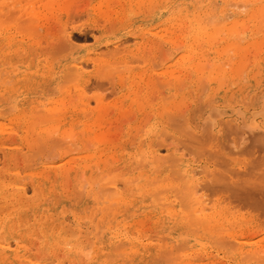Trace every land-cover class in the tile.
<instances>
[{
    "label": "rangeland",
    "instance_id": "rangeland-1",
    "mask_svg": "<svg viewBox=\"0 0 264 264\" xmlns=\"http://www.w3.org/2000/svg\"><path fill=\"white\" fill-rule=\"evenodd\" d=\"M69 1H70V3H69ZM130 1H131V2H129L130 7H128L125 4L124 0H114V1L113 0H47V2H46V0H0V7L4 6V8H1V9H4L3 11L1 10V16L3 18H4V16H5V18L7 16L4 14L5 12H6V14H7V12L8 13L11 12V16L9 15L7 17H10V19H11V17L13 15H14V17L16 15L15 18L19 17V19H22L21 21L26 22L33 15L39 14V17H36L37 15H35V18H37V19H33V21L35 20L36 22L35 21L32 22V25H34V27H35V28L33 27L35 29V35L31 36L32 38L29 37V35H28L29 32L27 33L28 36L26 35L25 32H21V29L24 30V28H22V27L24 26L23 23L25 24V22L20 21L22 27H21V29L18 28L19 26H21V25H18V23H19L18 18H17L18 20L17 19L14 20L15 18L12 17L14 19H12L11 21L8 20L9 18L7 19L8 21H4V20H6L4 18L2 25H1L3 35H8V34L13 35L14 34L13 37L15 38V40L19 41L21 44H23L25 46H29L30 55L32 57V63L31 64L33 65V67L39 66L40 70L42 67V70H41L42 75H43L42 78H43V80H45V78H47V80L41 86H35V88H33L32 93H31L32 99L38 100V102H39V106H38L39 108L37 107V110H39V111L40 110L41 111L46 110L47 106L50 104V102L52 100L55 101L56 99L60 98V96H62L64 93L66 95V98H68V99L70 97L74 96L73 101L70 102V100H67L70 102V104L69 103L66 104L67 108H70L72 105H75L78 109L81 108L78 105V103H79L78 98H75V91H74L75 87L73 86L72 83H74V82L76 83L77 79H78V78H76L77 72L75 69L76 66L78 65L77 63H79V64L83 63L84 65L81 68L82 81H83V85L85 86V87L83 86V88H84L83 90H85V92L83 91L84 92L83 98L86 102L89 101L88 104L90 105V106L88 105V110L86 111V115L87 114H91V115L84 116L85 114L82 112L78 118L79 122H84V123L88 122L90 125H92L91 130L93 132L95 131L94 133L97 134L100 132L99 136H101L102 130L106 131V133H107V130L112 129V131H113V129H117V127H119L118 125L121 126V127H119L121 131L119 129L114 130L115 132L119 131V133L118 132H116V133H118L121 136V138H119L120 136L118 134L113 135L111 133L114 137L116 135L118 136L117 139L115 138V141L113 142V144H115L116 146L113 144H108V142L111 143L112 139L114 140L112 135H111L112 137H110V135L102 133L103 138L108 137V136L110 137V138H105V141H106V139L108 141L105 142L104 144H102L103 142L102 143L97 142V141H102V139H103L102 137H101L102 139L97 140L100 137L98 136V138H97L95 135H93L91 133L94 137H92L90 135L91 136V138H90L87 134L86 129H84L83 124H76L75 125L74 133L75 132L76 133L74 134V139H77V141L75 140L76 141L75 142L73 140V142H75V144H74L75 147L78 146L77 152L75 150V153H74V151L73 152L71 151V153L69 151H66L67 149L70 150V148H71V150H72V148H74L73 143H72V145L68 144L69 148H67V146H66V147H64L66 149H64V148L62 149V146H61L62 143L60 144V147H59V146H54L55 143L53 144L50 142L49 139H51L52 137H50L49 139L47 138L48 140L45 139L46 141L39 140V142H38V140H36L35 134L31 133L30 131H29L30 133H27L28 135L26 134L27 129L24 128L25 123L22 122L21 120L19 121V119H16V118H18L17 115L23 113L24 111L25 112L28 111L27 106L29 104L24 103V99L21 96L22 95L21 93L19 95H16V96L12 94L13 88L16 84L15 80H16L17 76L8 66H6L5 64L2 63L3 59H2V56L0 54V123H1L0 124V172H1L0 173V183H1L0 237L5 238V239H0V250L3 249V247L5 246V243H9V252L13 253V258L12 259L9 258V260H8L9 262L7 260H4V258H0V264H26V263L27 264H36V263H39V264H68L69 262H70L69 264H73V261L76 262L74 264H83V263L85 264V261L87 260V258L85 257L86 253L84 254L83 251H84V248L86 247V245L88 247V244H90L91 241L93 242L96 240L98 243H102V241L104 240V234L106 233V231H105L104 227H101L102 226L101 220L103 217V212H98V211H100L103 208L104 204L106 203V202H104L105 201L104 197H106V194L102 190V188L104 187V184L108 180V178L107 179L105 178V174L108 175V173H109L111 175L114 168H115V170L116 169L117 170L116 171L114 170L112 175L113 174L114 175H120V174H127L128 173L126 175L127 176L126 178L129 177L132 180H136L135 184L137 182L138 183L141 182V181H138L139 175L145 174L147 176V179L143 180V182H141V185H148V189L150 188V190H152V192H147V195H146L147 199L143 203V207H140L138 210H135V215L133 217H135L137 219H144L145 212L155 211L157 208H159L161 206L160 205L161 203H159V200H160V198H162V193L159 194V192L158 193H156V192L160 191V190L162 192V188H160V186H162L161 184H163L161 182V179L164 176L160 171H158V169H155V166H151L147 163L148 159L145 156V154H142V157H141V154H138L139 152L136 153L135 151L136 150L139 151V148H141L142 149L141 153H144L145 148L149 147L150 143L151 144L155 143L158 145V141H161L162 139H163V141H165L164 144H167L171 150H172V148H174V150L177 149L178 154H182V155L185 154L184 157L189 162L191 168L195 167L194 169H196V167L199 168V167H202L205 165H207V166L210 165V168H211L212 163L210 160H208L209 159L208 154H209V151L211 150L210 153L215 152L217 154L219 152V156H221V154L223 155V154L227 153V155H226L227 158H229V156H230V158L233 157V159H236L238 157L237 163L239 164V166H237L236 168H237V170H239V168H240V170H239L240 172L239 171L238 172L241 174L240 175L241 176L240 179L242 178L241 181H244L246 179L245 180V182H246V181H248V179H251L253 177L252 178L253 180L252 179H251L252 181L250 180L253 183L255 181L254 176H258L257 180L264 178V174H262V173H264V170H260L261 168H264V166H262V165H264V161H262V160H264V118L256 116L257 118L255 119V121H257V122H255V124L257 123L256 127L258 129H254L253 130L254 132H252V131L249 132L244 128V125H246V122H248L249 118H252L251 117L252 115L254 117V112H257V110L260 106V102L262 100V97H264V96H262V95H264V42H262V41H264V21H261V19L258 18V16H256L257 19L255 18V20H253V21L248 20L247 22H245V27H244V25H239V26L237 25L238 26V36H239V33H241L240 34L241 37L239 36L242 39L241 40V46H243L244 44H246L249 41L252 42L251 40H253V42L251 43L250 46H248L249 43L246 44L248 46V48L250 47L248 51L246 50V52L245 51L240 52V54L243 53V54H241V57H240V59H242L240 64L243 65L244 61L246 64L244 65V68L240 67V69L237 71V74L239 73L238 75H236L237 78L235 77L233 80H229V77H227V76L224 77L223 75H221L220 79L218 78V75L216 76V78H218V80L223 82V84L226 82L225 83L226 86L221 84V88L220 89L218 88V90H217V88H215L216 82L214 85L210 84L209 82H206V81H209L210 78H212V77L208 76L209 75L208 72H211V73L213 72L212 68H211L212 70L210 69V71H209L207 64L209 67L213 66L212 64L215 61L221 62L223 60V58H219L216 60H215V58L213 59L212 56L214 54L209 52L211 50V48L208 47L209 44H207V43L205 44V41L202 38H201L202 39L201 42L203 41V43L198 42L199 40H197V42H196L195 40H193V38H192V40H193V42H192L191 37H194V35H193V32L190 28V23L188 24L189 21L185 20L187 18L185 17V14H183L184 12L180 13V11L178 12L177 9L178 8L179 9H186V14L190 13L189 15H191L192 12H193V14H196V12H197L198 14H196V15H199L198 19H201V17H202V21L199 20L200 21V28H201V27H204L203 25H208L209 15L206 16V18H208V19L205 20L206 18L204 16V14L208 13V10H210V9L212 11L210 10L209 12H213L214 14H219L218 13L220 11L219 9H222V7H223L222 10L223 11L225 10V12L227 11L228 13L227 12L226 13L229 14L228 16L230 17V15L232 14V12L234 10L232 9L233 10L232 11L230 9L231 6L229 7V5H231V4L226 3L228 0H226V1H223V0H160V1L159 0H152V1H150L151 3L149 2V0H147V1L141 0V2H142L141 5L144 4L142 7H141V5L136 4L137 0H130ZM134 1H135V3H134ZM139 2H140V0H139ZM211 2L212 3L214 2L217 6L214 8L215 4L214 3L212 4ZM228 2H230V1H228ZM18 3H19V5H18ZM64 3H66V4H64ZM208 3H210V4H208ZM222 3H223V5H222ZM225 3H226V5L228 4L226 6V8L224 5ZM149 4L150 5L152 4V5L150 6ZM10 5H12V6H10ZM105 5H106V7H105ZM136 5H139V6H137V7H139L138 8L139 10L136 9L137 8V7H135ZM196 5H199V6H196ZM220 5H222L221 8L219 7ZM6 7H7V9H6ZM204 7H206V8L204 9ZM23 8H24V10L21 11V9H23ZM212 8H214L215 12L213 11ZM227 8L230 10H228ZM232 8H233V6H232ZM235 8L236 7H234V9ZM249 8L250 7H248L246 10L245 9L242 10L241 8L240 9L245 13L246 11H249ZM60 9H62V10H60ZM193 9L195 10V12L193 11ZM240 9L236 8L238 13H242ZM18 10H20L21 12L20 11L18 12ZM204 10L206 13L204 12ZM23 11L26 12V14H27L26 16H24L25 12H23ZM108 11H110V12H108ZM12 12H13V14H12ZM199 12L200 13L202 12L204 14L202 15ZM237 12L235 11L233 13H237ZM104 14H106V15H104ZM177 14H179V16L183 15L181 17L185 21L181 17H179ZM174 16L175 17L178 16L179 21ZM218 18L221 19V16L218 15L217 19ZM231 18L232 17H230V19H229L230 21L227 20V22L229 21L228 24H231V22L233 21V18H235V16L232 19ZM180 19H182V20L180 21ZM173 20H175V21H173ZM14 21H17V25ZM215 21H217V20H215ZM215 21H213V23H215ZM254 21H256V23ZM202 22L205 24H203ZM170 23H171V25H170ZM210 23H209V25H210ZM239 24H241V23H239ZM3 25H5V27L7 25L8 26L5 28ZM45 26H46V28H45ZM210 26H208V27L205 26L204 28H206V30L208 31L209 29H211L213 27V26L212 27H210ZM3 29L4 30L6 29V30L4 31ZM241 30H243L242 32L244 34L241 32ZM210 31L211 30H209V32ZM11 32L12 33L14 32V33L12 34ZM30 35H31V33H30ZM219 37H221V39L218 40V36H217L216 40L218 41V43H217V41L214 40L213 44L211 45L212 48H219L223 45V43H224L223 39L225 38V35L222 34ZM61 38H64V39H61ZM37 39L40 40V41L38 40L39 42H41V40H42L43 43L39 44L38 41H36ZM51 40H53V41H51ZM30 42H31V44H30ZM187 42L190 43L191 45L189 46ZM195 42L198 43L197 44L198 46L196 45ZM259 42H261V43H259ZM57 43H59L60 46ZM118 43H119V45H118ZM216 44H218V45H216ZM256 45H257V47H260V50L256 47ZM71 46H72V48H71ZM118 46H119V51L115 50V49H118ZM99 48H101V49H99ZM197 49H200V50H197ZM192 50L193 51L197 50L198 53L197 52L192 53ZM58 51H59V53H58ZM116 51H118L119 54ZM54 52L57 55H55ZM230 52H232V51H230ZM230 52L228 53V55L233 56V53L230 54ZM112 53L113 54L115 53V56ZM107 54L111 55V57L107 56ZM183 54H186V55L188 54L189 56L193 55L190 57V59H192V62H188L186 65H184L185 63H183V61H182L183 58L180 59ZM198 54H200V56H203L204 58L203 57H201V58H203L204 60L199 59L200 56H197ZM26 57H27L26 54L20 55V57H18V60L23 61L26 59ZM197 58H198L197 62L199 61L201 63H203V62L207 63V64L203 63L205 68L203 67L204 71L201 72L202 74L200 72H198V70H197L198 74H195V72H194V66L193 65H194ZM94 59H98L99 61H97V60L94 61ZM118 60H120L121 63ZM135 60H138V61L136 62ZM116 61L118 62V65L116 64L117 63ZM170 61H172V62H170ZM223 61H225V59ZM174 62L177 63V65H175ZM211 62H213V63H211ZM172 63L174 64L173 65L174 70L175 71L180 70V72L176 73L173 71V73L171 72L172 74L170 73L171 74L170 76H172V75L176 76V74H178V76H176V77H181L180 79L178 78V80H181L180 82H178V80L176 82L173 81V84H172V80H171L172 77H169V74H168L169 71L166 72V70H165V72L168 75V76L167 75H165V76L169 77V80H167V78L164 75H162V73L164 72V71L162 72V70H164L166 68H167V70H168V68L173 70ZM190 63H193V64L190 66ZM221 63L224 64L225 62H221ZM228 64L230 66V62ZM175 66H178L179 69H178V67H175ZM73 68H74V71H73ZM176 68H177V70H176ZM186 68H188V69H186ZM43 69H47V70L49 69V70L46 72V70H43ZM144 69H145V71H144ZM147 69H149V70H147ZM197 69H198V67H197ZM68 70L70 72H68ZM230 70H231V66L229 68L226 66L225 73H228V71H230ZM186 71H188V73H190V74H188V73L186 74L187 78H185L186 77L185 76ZM257 71H259V72H257ZM156 72H157V74L155 75ZM160 72H162V73H160ZM134 73H135V75H138V73H139L138 78H137V76L135 77ZM211 73H210V75H211ZM73 74H75V75L73 76ZM131 74H132L131 78L133 80L130 78ZM144 74L145 75L151 74L150 76L154 77V78H149L150 76L147 75L148 76L147 77L148 82L152 83L153 85L157 82V80H154L155 78L156 79L159 78L158 82H162V84L163 83H165V84L162 85L160 83L159 86H161V87H159V88H157L158 85H155L156 86L155 87L150 83L148 84V82L146 85V82H145L146 76ZM199 74L201 75V77L198 76ZM66 75L70 76L68 79L69 81L67 80ZM251 75H252V77H251ZM71 76L72 77L76 76L75 80ZM133 76L136 79H134ZM139 76L142 78H140ZM224 78H226L227 81ZM138 79H139V83L138 84L136 83V87H137V89H140V91H141L140 95L136 94V93H139L140 91L137 89L135 90L136 87H135L134 83H132V82H138ZM152 79H153V81H152ZM165 79L167 80L166 82H164ZM204 79H205V81H204ZM73 80H74V82H73ZM130 80H131V82H130ZM149 80H151V81H149ZM34 81L36 82V79ZM167 82L170 84L167 85L166 84ZM232 82H233V85H232ZM75 83H74V85H75ZM129 83H132V84L129 85ZM143 83H145L144 86L140 87L141 85H143ZM149 85H150V87H149ZM145 86L149 87V89L148 88L145 89ZM72 87H74L73 90H72ZM103 87L105 88V90L103 89ZM225 87L226 88L228 87V88L226 89ZM224 89H226V90H224ZM67 90H68V92H70V94L67 92ZM134 90L139 91V92L135 93ZM3 91H5V93H6L5 95L3 94ZM128 91H134V92L133 93L131 92L132 93L131 94ZM134 93L137 95V97H136L137 99L135 97L134 98L132 97L133 102H134L133 103L130 101V100H132V98L130 99L129 97L135 95ZM147 93L149 95H147ZM230 93L232 95L231 98L228 97ZM144 94L146 95L145 98L143 97V96H145ZM166 95H167V97L172 96V99H171V97L167 98ZM159 96H162V97H159ZM252 96H253V98H252ZM138 97L139 98L143 97L142 100L141 99L139 100L140 104L142 103L141 105L143 106L142 111L140 109L138 110L139 107L136 108V105H135V101H138V99H139ZM147 97H151V98L149 99ZM66 98H65V100H66ZM159 98H160V100L161 99H163V101L165 100L164 101V107H166V106L168 107L170 104L172 105V103L173 104L175 103L174 105H176L177 103H180V104L176 105V111H175V107H172L173 105L172 106L170 105L171 106V108L169 106L170 110L172 108H174V110L172 109L171 111L166 112L167 114L165 113L164 117L163 116L160 117L157 115L158 111L157 112L155 111V109L157 107L160 108V106L162 105V102L159 100ZM96 99L100 102V103L97 102L99 104H96V101H97ZM113 99H115V100H113ZM143 99H144V101H143ZM152 99H153V101H150L151 104L148 103V104H150V105H148L147 104L148 100H152ZM169 99H171L172 101H170ZM94 100H95V102H94ZM166 100L169 102V104H168V102H166ZM175 100H176V102H175ZM129 101L131 102V105L129 104L130 103ZM143 102H146V103H143ZM152 102H154V103L152 104ZM159 102L161 103V105ZM170 102H172V103H170ZM243 102H247L248 104L243 103ZM157 103H159V105H157ZM143 104L146 107H144ZM146 104L149 106V108H147L148 106ZM41 105H43V106H41ZM127 105H129V106H127ZM138 106H139V104H138ZM210 106H211V108L214 107L215 110L218 108V114H216L214 111H212L210 109ZM101 108H103V109H101ZM126 108H127V110H126ZM178 109L181 112L178 111ZM208 109H210L213 112V114L215 115V117L212 118L211 113H210L211 117L210 116L209 117L212 119V121H213V119H215L217 117L215 119V121H216L215 123H217V125L213 121V123H214L213 126H210L209 120H211V119L208 117V115H209ZM236 110H238V111L236 112ZM211 111H209V112H211ZM97 113H99V114H97ZM105 113L107 114V116L105 115ZM144 113H146V114H144ZM229 113H231V114L229 115ZM96 114L97 115L101 114V119L104 118L103 120L106 119L107 121L106 120L101 121V119H98L99 116H97ZM102 114H103V117H102ZM130 114H132V115H130ZM224 114H226L227 116ZM219 115H220V118H219ZM221 115L223 116V118ZM93 117H94V119H93ZM174 117H175V120L173 119ZM181 117H183V118L181 119ZM207 117L209 118L207 120V121H209V125H208L209 127L207 126V128L205 129L203 125H207L204 122L206 120L205 118H207ZM38 118H40V117H38ZM202 118L205 120H203ZM96 119H97V121H96ZM244 119H245V121H244ZM39 120L41 121V119H39ZM143 120H144V122H143ZM202 120H203L204 124H203V122H201ZM98 121H99V123H98ZM96 122H97V125L101 124L102 126L103 125H105V126H103V127L100 126L101 127V129H100V127H98L96 125ZM221 122H223V124H221ZM36 123H39V121H37ZM150 124L153 125L155 130L159 129L158 131H161V129H162L163 132L162 131H161L162 133L160 132L161 136L158 139H157L158 135L156 136L155 134H149L147 132ZM181 124L183 125V127ZM45 125H47V124H45ZM136 125H139L137 127V133L141 130L142 134H141V132H139L138 134L135 132L136 130H134L133 127H136ZM201 125L203 128L201 127ZM187 126H188V128H187ZM95 127H96V129H95ZM141 127H143V128H141ZM212 127H213V129H212ZM103 128H105V129H103ZM93 129H95V130H93ZM174 129L176 132L174 131ZM22 130H24V131H22ZM114 131H113V133H115ZM185 131L187 133H185ZM110 132H109V134H110ZM245 132L248 134H246ZM58 133H55L56 135H54V139H56V140H57V137L59 135ZM160 133H159V135H160ZM166 133H168V135H167L168 137H165ZM243 133H245V134H243ZM253 133H255V134H253ZM195 134H197V135H195ZM154 135H155V137H154ZM185 135L187 136V138ZM241 136H243V137H241ZM32 137H34V138H32ZM191 137H193L192 140L190 139ZM93 138H95L96 141ZM160 138H162V139H160ZM58 139H59V137H58ZM64 139H66V138H64ZM89 139H91L92 141L90 142ZM176 139H178L179 141L181 140L182 142L181 141L178 142V140L176 142ZM194 139L201 141L204 144H208L209 141H211L210 142L211 143L210 150L208 147L210 144L208 146H206L207 150H205V152H207L209 150L207 153L204 152L206 155L203 153V154H201L202 156L200 155V157H199V155H195L192 153L193 150L191 149L190 145H193ZM232 139H234V140H232ZM69 140L70 139L68 138V142H66V143H69ZM35 141L38 143H35ZM40 141H41V144H40ZM63 141H65V140H63ZM116 141H117V143H116ZM130 141H132V142H130ZM145 141H146V143H145ZM191 141H192V144H191ZM30 142L32 143V147H31ZM60 142H62V141H60ZM87 142L89 143L88 144L89 147L87 146ZM128 142L131 143V145ZM170 144H172V145H170ZM236 144H237V146H236ZM56 145H57V143H56ZM107 145H109V146H107ZM112 145L115 147H113L111 150L110 148L112 147ZM139 145L140 146L143 145V147H140ZM106 146H107V148H106ZM136 146L137 147L139 146V147L137 148ZM188 146H190V147H188ZM57 147H59V148H57ZM86 148H87V150H86ZM180 148H182V149H180ZM36 149H38V150H36ZM116 149H118V150H116ZM122 150H124V152H123L124 156H125V154H127V152L129 150L133 151V152L131 151V153H133V155H132L133 160L131 158L126 166L123 165V162L121 161L122 160L121 159L118 163L116 161L108 167L111 171L110 170L101 171L99 169H94L93 174H91L92 176L90 175L89 178H88V175H86L83 172V170L81 171V168H79V169L74 168L75 162L73 160H74V158H77L76 155L80 154V156H81L82 154L86 155V154L91 153L92 155L97 156V154L101 151L102 155H103V156L100 155L101 158H106V157L112 156V157H115V159H117V157H116L117 153H119ZM64 151H66L68 153L64 154L65 153ZM202 151H204V150H202ZM39 152H41V153H39ZM62 153L64 155H62ZM107 153L108 154L110 153V156H108ZM161 154L164 155L163 150L161 151ZM236 154H239V155L237 156ZM70 155H72V156L75 155L73 157V160H72L74 163L71 162V159L67 160V161L63 160V159H68V156H70ZM190 155H192V156H190ZM71 157H69V158H71ZM143 157H144V159H143ZM198 158H199V160H198L199 162L197 161ZM61 160L65 164L62 162L63 163V165H62V163H60ZM260 160L262 161V163ZM258 161H260V162L258 163ZM57 162H58V164H56ZM66 162L69 164L72 163L73 166L71 165V167H73L74 169L70 170V168H69L70 165L67 164ZM207 162H209V163H207ZM260 163H261V165H260ZM49 164H51V165H49ZM143 164H144V166L140 167ZM67 165H69V166L67 169V173L65 174L67 176L65 178V182L63 181L64 180L63 176H61V177L55 176L53 178V182L55 184L52 185L53 186L52 188L49 187L50 189L48 188V184L45 183L44 180H41L39 177H37L35 174L38 171H41V172H44L45 176L47 174L46 178H50L51 177L50 172L57 171V169L60 170V169H62V167L65 168V166H67ZM258 165L261 168H259ZM46 166H47V168H46ZM130 166H131V168H130ZM151 167L154 169H152ZM43 168H44V170H43ZM138 168H139V170H138ZM212 168H213V166H212ZM254 168H255V170H253ZM257 169L262 171V172L259 171L258 175L256 173ZM96 170L97 171L99 170V172H97ZM126 171H129V172H126ZM73 172H74V174H73ZM121 172H123V173H121ZM244 173H245V175L242 176ZM110 175H109V177L112 178V175L111 176ZM200 176L198 178H200ZM245 176H246V178H245ZM90 177H92V178H90ZM243 178H244V180H243ZM88 179H89V181H88ZM67 180H69V181H67ZM262 180H264V179H261V182L264 183V181H262ZM250 181H248V182L250 183ZM7 182H8V184H7ZM61 182H64V183H61ZM151 182H153V183H151ZM154 182H156L157 184ZM256 182L259 184L258 181H256ZM59 183H60V187H63V186H65V187L60 188V190L57 189V186L59 185ZM257 183L254 182V185L257 186L256 185ZM31 184H32V187H31ZM19 186L20 187L23 186L25 189L27 188L25 190L26 196L25 195L24 196L19 195V197H21V198H19L17 196L19 193V190L17 193V188ZM36 186H38L39 188ZM101 186H103V187H101ZM244 187H245V189L247 188L251 191L252 185L250 187H247V186H244ZM257 187L260 188L259 186H257ZM121 188L123 189V187H121ZM254 188H256V187H254ZM262 188H264V185H262ZM37 189H38V191H37ZM35 190L39 193V196L37 195V192ZM100 190H101V192H100ZM261 191H264V189H262ZM261 191L260 192L258 191V194L261 195V196L259 195L260 196L259 201L264 202V192L261 193ZM33 192L34 193L36 192L35 193L36 196L34 195ZM254 192L251 191V194H254ZM158 194L161 196H159ZM173 194L174 193H172V192H168L166 195L171 196L170 200H172L177 196V195L174 196ZM10 195H11V197H10ZM255 195H256V193H255ZM15 197H17V198H15ZM156 197L159 199L157 200ZM25 199L27 202L23 203ZM154 199H156L158 201L157 204H156V200H154ZM257 199H258V197H256V196L251 197L252 201H254V200L257 201ZM20 200H21V202H18ZM175 201H177V198H175ZM249 202L251 203V204L249 203L252 206V207L250 206L251 208L249 206H246L247 203L245 204V202L243 204L241 203L243 205L242 207L240 204H237L235 202L234 205L237 204L236 206L240 208L239 211H237V207L233 206L232 203L230 205L228 204L229 206H226V207L229 210H231L232 213H234V211H237V212H235L236 215L234 214L236 217L234 215H232V216H234L233 218L236 219L237 223L233 224L232 227H230V228H229L230 225L224 224L225 226H227L225 228L229 229V230H227L226 233H224V231H223L224 234H222L221 236H219V234H217L218 232H216L215 234L212 233L211 235H209L207 233V231H206L207 234L201 233L200 235H203L205 237H208V235H209V237L207 240L203 241V243H202L203 246L200 248L198 247V244H196V246H193V243L200 242V238L202 239V237L197 238V236H196V234H197L196 231L198 229L197 225L193 224L192 221L188 222V219L182 218L181 215H179V214L176 217H172V218L169 217L167 212L173 206L161 208L162 218L160 219V222L159 221H152L151 218H145L143 220V224H142V227H143L142 230L143 231L142 232L140 231L136 234L138 238L148 237V240L149 241L151 240L152 247H157V251L161 252V250H162L164 252V253H162V252L160 253V252L155 251V252H157V254L155 252H153L152 256H148V258H147V260L150 261V262L147 261L148 264H164V261H166V258L167 259L168 258L173 259L172 257H170L173 255L167 254V252L165 253V251H168V250H166V248L164 250V245L169 240H171L170 242L173 243V245L169 244L170 246H174V244L180 245V246L178 245V247H177V245H175L176 249H174L175 247L173 248L174 250L178 251V255H179V252L180 253L182 252L183 254L186 253V255H187V253L189 254V255H187L188 256L187 258L192 264H194V262L196 264H198V263H200V264H210V263L211 264H213V263H215V264H252L253 263V264H255L253 260L252 261L251 260L249 261L247 259L243 260V256L237 255V249L238 248L229 246V244L226 243L228 241H225V239H228L229 233L235 232L236 236L240 237L239 239L244 242V248L245 249L248 246H251V247H253V249L260 250V248H257V243L261 239H264V204H262L260 202L261 204H256V207H255L254 202H253L254 205L252 204L251 201H249ZM230 206L232 208L233 207L234 208L231 209ZM244 206H246V207H244ZM90 207L91 208L94 207V211L88 210V208H90ZM253 207H255V208H253ZM235 208H236V210H235ZM15 210H17V212H15ZM133 211L134 210H132L131 212H128L127 215H130V213H131V215H133ZM176 211L179 213V211H182V207L178 205L176 208ZM39 220H41V222ZM46 220H47V222H46ZM185 221H187V223ZM190 223H192L193 225ZM49 224H52V225H49ZM36 226H37V229H36ZM57 226H59V227H57ZM188 231L191 232L192 235H190V233H188ZM240 231H242V232L240 233ZM72 232L73 233L76 232L77 234H80V237L84 238V239H86V236H87L86 240H88V237H89V241H88L89 243L86 240H85L86 241L85 242L82 239L83 244L81 243V245L79 246V249H81V250H77V251L73 252V253L78 254V255H75L70 251L72 248H70L68 244H67V246L63 245L67 241L66 239L67 238L69 239V235ZM183 232H185V233H183ZM51 233H56L57 235H60V236L58 238L52 239ZM142 234L144 235L143 237L140 236ZM161 236L163 237V239ZM190 236H191V238H190ZM158 237H160V238H158ZM177 237H178V239H177ZM222 237H224V239H222ZM60 238L61 239L64 238V239L61 240ZM45 241L47 242L46 244H45ZM55 242H56V244H55ZM62 242H63V244H62ZM160 244H162L163 246H160ZM169 245H167L166 247H168ZM109 246H110V243L108 242L106 244V249H108ZM180 247H181V250L183 249L182 251L179 249ZM192 248H193V250H192L193 252L190 251ZM167 249L172 250L171 247H168ZM229 250H231V251H229ZM85 252H87V249L85 250ZM79 253H81V254L79 255ZM149 254H151V253H149ZM161 254H162V256L164 255L163 258L161 257ZM176 254H174V256H173L174 257V263L169 262L168 260H170V259H168L167 260L168 262H165V264H182V261L180 258H178V260L175 258V257H177ZM63 255H64V257H63ZM157 255H160L159 257L162 259H160V258L159 259L162 261L159 262ZM70 257H71V260H70ZM72 257H73V259H72ZM18 259H21V260H19V262H18ZM114 262H117V261H114Z\"/></svg>",
    "mask_w": 264,
    "mask_h": 264
},
{
    "label": "bare ground",
    "instance_id": "bare-ground-1",
    "mask_svg": "<svg viewBox=\"0 0 264 264\" xmlns=\"http://www.w3.org/2000/svg\"><path fill=\"white\" fill-rule=\"evenodd\" d=\"M114 1V0H113ZM143 1V0H142ZM147 1V0H146ZM150 1H152V0H149V2ZM160 1V0H159ZM223 1H226V0H223ZM222 1V2H223ZM228 1H230V2H228ZM226 3H228V4H231V5H229V7H230V9L233 11V12H237V10H236V8H238V9H247L248 7H250L249 8V11H246L245 13L241 10V12L242 13H233L232 12V14L230 15V17H234L235 16V18H233V21L231 22V24H228V22L230 21L229 19H230V17L228 16L229 14H227L226 12H225V10L223 11L222 9H223V7H222V9H219L220 11L218 12L219 14H214L213 12H209L210 10H208V13H206L205 12V10H204V12L206 13V14H204V13H200V14H204V16H205V18H206V16H208L209 15V19L208 18H206L205 20H207L208 19V25H203L204 27L205 26H210V27H212L211 29H209V30H211L210 32H209V30L207 31L206 30V28H204V27H201L200 28V21H202V17H201V19H198V16L199 15H196V14H198L197 12H196V14H193V12L191 13V15H189V14H186V9H177L178 10V12L180 11V13L181 12H184L183 14H185V17L187 18V19H185V20H188L187 22H188V24L190 23V28H191V30H192V32H193V35H194V37H191V40H192V38H193V40H195L196 42H197V40H199L198 42H201V40L203 39L204 41H205V44L207 43V44H209L208 45V47L209 48H211V50L209 51V52H211V53H213L214 55L212 56V58L214 59L215 58V60L216 59H219V58H223V60L225 59V61H221V62H225L224 64L223 63H221L220 61H215L214 63L213 62H211V63H213L212 65L213 66H208V64H207V67H208V69H209V71H210V69L212 68L213 69V72L211 73V72H208L209 73V77H212V78H210L209 79V81H206V82H209L210 84H212V85H214L215 84V82H216V87L215 88H217V90H218V88L220 89L221 88V84H223V82H221L220 80H218V78L220 79V76L221 75H223L224 77L225 76H227V77H229V80H233L235 77L237 78V76L236 75H238L237 74V71L240 69V67L241 68H244V65L246 64L245 63V61H244V63H243V65H241L240 63H241V61H242V59H240V57H241V54H243V53H241L240 54V52H242V51H245L246 52V50L248 51L249 50V48H248V46H250L251 45V43L253 42V40H251L252 42H247V43H249L248 44V46L246 45V44H244L243 46H241V33H239V36H238V26L239 25H244V27H245V22H247L248 20L249 21H253V20H255V18L257 19V17L256 16H258V18H260L261 19V21H264V0H228ZM46 2H47V0H46ZM109 2V1H108ZM124 2H125V4L128 6V7H130L129 5V2H131L130 0H124ZM133 2V1H132ZM204 2V1H203ZM239 2V3H238ZM58 3V2H57ZM69 3H70V1H69ZM101 3V2H100ZM134 3H135V1H134ZM141 0H140V2H139V0H137L136 1V4H139V5H141ZM144 3V2H143ZM147 3V2H146ZM151 3V2H150ZM212 3V2H211ZM214 3V2H213ZM212 3V4H213ZM226 3L224 4L225 5V8H226V6L228 5H226ZM16 4V3H15ZM34 4V3H33ZM64 4H66V3H64ZM98 4V3H97ZM133 4V3H132ZM197 4V3H196ZM208 4H210V3H208ZM215 4V3H214ZM18 5H19V3H18ZM63 5V4H62ZM92 5V4H91ZM139 5H136L135 7H137V6H139ZM144 5V4H143ZM143 5H141V7L143 6ZM150 5V4H149ZM152 5V4H151ZM150 5V6H151ZM222 5H223V3H222ZM222 5H220L219 7L221 8V6ZM10 6H12V5H10ZM32 6V5H31ZM109 6V5H108ZM196 6H199V5H196ZM211 6V5H210ZM209 6V7H210ZM217 5L215 4L214 5V8L216 7ZM232 6H233V8H232ZM33 7V6H32ZM105 7H106V5H105ZM110 7V6H109ZM127 7V8H128ZM234 7H236L235 9H234ZM1 8H4V6L3 7H0V54H1V56H2V59H3V61H2V63L3 64H5L6 66H8L14 73H15V75L17 76V78H16V80H15V82H16V84H15V86H14V88H13V91H12V94L13 95H19L20 93L22 94L21 96L23 97V99H24V103L25 104H29L27 107H28V111H22L23 113H21V114H19V115H17L18 116V118H16V119H19V121L21 120L22 122H24L25 123V126H24V128H26L27 129V131H26V134L27 133H33V134H35V137H36V140H38V142H39V140H42V141H46V140H48L50 137H52L51 139H49L50 140V142L51 143H55L54 144V146H59L60 147V144L62 143V149L64 148V147H66L67 146V148H69L68 147V144L70 145H72V143H73V147L75 148H72V150H71V148H70V150L69 149H67L66 151H69L70 153H71V151L73 152L74 151V153H75V150H76V152H77V148H78V146L77 147H75V142L77 141V139H74V134L76 133H74V131H75V125L76 124H83V127H84V129H86V131H87V134H88V136L91 138V136L92 137H94L93 135H95L97 138H98V136L100 135V132L99 133H94L92 130H91V126L92 125H90L88 122H86V123H84V122H79V115L83 112L85 115L84 116H87V115H91V114H87L86 115V111L88 110V102L89 101H85L84 100V98H83V93L85 92V90H83L84 88H83V81H82V72H81V68H82V66L84 65L83 63H77L76 65V72H77V77L76 78H78L77 79V82L75 83L74 82V80H75V77H72L74 80H73V82L75 83V85H74V83H72L73 84V86L75 87V89H74V87H72V90L74 89V91H75V98H78V101H79V103H78V105H79V107H81L80 109H78L75 105H72L70 108H67V106H66V104L67 103H69L70 104V102L71 101H73L74 100V96L73 97H70L69 99L68 98H66V95H65V93L62 95V96H60V98H58V99H56L55 101L54 100H52L51 102H50V104L47 106V109L46 110H37V107L39 106V102H38V100H33L32 99V97H31V93H32V90H33V88H35V86H41L46 80H47V78H45V80H43V78H42V67H41V70L39 69L40 67L39 66H36V67H33V65L31 64L32 63V57H31V55H30V48H29V46H25V45H23V44H21L19 41H17V40H15V38L13 37V35H10V34H8V35H3V31H2V27H1V25H2V22H3V19L5 18V16H4V18L1 16V10L3 11L4 9H1ZM13 8V7H12ZM16 8V7H15ZM108 8V7H107ZM139 7H137L136 9L137 10H139L138 9ZM206 7H204V9H205ZM214 8H212L213 9V11L215 12V10H214ZM6 9H7V7H6ZM5 9V10H6ZM9 9V8H8ZM65 9V8H64ZM63 9V10H64ZM209 9V8H208ZM228 9V8H227ZM230 9H228V10H230ZM11 10V9H10ZM22 10H24V8L23 9H21V11ZM60 10H62V9H60ZM105 10V9H104ZM103 10V11H104ZM114 10V9H113ZM131 10V9H130ZM20 10H18V12H19ZM20 11V12H21ZM132 11V10H131ZM193 11L195 12V10L193 9ZM212 11V10H211ZM23 12H25V11H23ZM66 12V11H65ZM96 12V11H95ZM108 12H110V11H108ZM117 12V11H116ZM224 12V13H223ZM230 12V11H229ZM240 12V11H239ZM4 13V12H3ZM37 13V12H36ZM48 13V12H47ZM129 13V12H128ZM5 15H7V16H11V12L10 13H8L7 12V14H6V12L4 13ZM12 14H13V12H12ZM34 14V13H33ZM32 14V15H33ZM99 14V13H98ZM27 14H26V12L24 13V16H26ZM35 15H37L36 17H39V14H35ZM35 15H33L29 20H27L26 22L25 21H21L22 19H19V17H17V18H15L16 17V15H15V17H14V15L12 16V17H14V18H12L11 17V19H10V17H7L6 16V20H4V21H8V20H12V19H14V20H18V22L20 23H18V25H21V22H25V24L23 23V27H22V25L21 26H19L18 28L19 29H21V27L22 28H24V30L23 29H21V32H25L26 33V35H27V33H28V35H29V37L30 38H32L31 36H34L35 35V27H34V25H32V22H34L33 21V19H37V18H35ZM104 15H106V14H104ZM132 15V14H131ZM178 16H179V14H177ZM216 15V16H215ZM218 15H220L221 16V19H217V16ZM43 16V15H42ZM70 16V15H69ZM178 16L177 17H175L176 19H178ZM181 16H183V15H181ZM181 16H179V17H181ZM2 17V18H1ZM108 17V16H107ZM120 17V16H119ZM125 17V16H124ZM9 18V19H8ZM52 18V17H51ZM57 18V17H56ZM106 18V17H105ZM118 18V17H117ZM182 18V17H181ZM200 18V17H199ZM231 18V19H232ZM8 19V20H7ZM68 19V18H67ZM183 19V18H182ZM182 19H180V21L182 20ZM184 20V19H183ZM184 20V21H185ZM200 20V21H199ZM215 20H217V21H215ZM227 20H229L228 22H227ZM21 21V22H20ZM173 21H175V20H173ZM178 21H179V19H178ZM213 21H215V23H213ZM15 23H16V25H17V21H14ZM36 22V21H35ZM44 22V21H43ZM183 22V21H182ZM204 22V21H203ZM202 22V23H203ZM211 22V23H210ZM255 23H256V21H254ZM12 23V22H11ZM10 23V24H11ZM167 23V22H166ZM209 23H210V25H209ZM239 23H241V24H239ZM253 23V22H252ZM4 24V23H3ZM7 24V23H6ZM5 24V25H6ZM41 24V23H40ZM57 24V23H56ZM114 24V23H113ZM203 24H205V23H203ZM207 24V23H206ZM228 24V25H227ZM5 25H3L4 27H5ZM37 25V24H36ZM167 25V24H166ZM170 25H171V23H170ZM238 25V26H237ZM8 26V25H7ZM6 26V27H7ZM163 26V25H162ZM5 27V28H6ZM34 27V28H33ZM52 27V26H51ZM60 27V26H59ZM113 27V26H112ZM170 27V26H169ZM37 28V27H36ZM39 28V27H38ZM45 28H46V26H45ZM165 28V27H164ZM10 29V28H9ZM188 29V28H187ZM205 29V30H204ZM258 29V28H257ZM4 30V29H3ZM6 30V29H5ZM4 30V31H5ZM15 30V29H14ZM23 30V31H22ZM190 30V29H189ZM27 31V32H26ZM39 31V30H38ZM52 31V30H51ZM59 31V30H58ZM67 31V30H66ZM166 31V30H165ZM188 31V30H187ZM243 30H241V32H242ZM17 32V31H16ZM19 32V31H18ZM57 32V31H56ZM62 32V31H61ZM168 32V31H167ZM240 32V31H239ZM30 33H31V35H30ZM243 33V32H242ZM20 34V33H19ZM22 34V33H21ZM154 34V33H153ZM168 34V33H167ZM222 34H224L225 35V38L223 39L224 40V43H223V45L221 46V47H219V48H212L211 47V45L213 44V42H214V40L215 41H217L216 39V37L218 36V40H220L221 39V37H219V36H221ZM244 34V33H243ZM27 35V36H28ZM38 35V34H37ZM44 35V34H43ZM69 35V34H68ZM71 35V34H70ZM156 35V34H155ZM160 35V34H159ZM189 35V34H188ZM192 35V36H193ZM216 36V37H215ZM67 37V36H66ZM65 37V38H66ZM231 37V38H230ZM25 38V37H24ZM60 38V37H59ZM202 38V39H201ZM20 39V38H19ZM61 39H64V38H61ZM166 39V38H165ZM39 39H37L36 41H38ZM57 40V39H56ZM193 40H192V42H193ZM40 41V40H39ZM38 41V43L40 44H42L43 42H42V40H41V42H39ZM51 41H53V40H51ZM72 41V40H71ZM148 41V40H147ZM178 41V40H177ZM34 42V41H33ZM32 42V43H33ZM123 42V41H122ZM127 42V41H126ZM195 42V43H196ZM223 42V41H222ZM262 42H264V41H262ZM37 43V42H36ZM120 43V42H119ZM119 43H118V45H119ZM188 43V42H187ZM201 43H203V41L201 42ZM216 43V42H215ZM217 43H218V41H217ZM259 43H261V42H259ZM30 44H31V42H30ZM35 44V43H34ZM45 44V43H44ZM58 45H59V43H57ZM71 44V43H70ZM158 44V43H157ZM198 43H196V45H197ZM72 45V44H71ZM188 45L190 46L191 44L190 43H188ZM216 45H218V44H216ZM60 46V45H59ZM63 46V45H62ZM61 46V47H62ZM180 46V45H179ZM193 46V45H192ZM198 46V45H197ZM214 46V45H213ZM245 46V47H244ZM259 46V45H258ZM117 47V46H116ZM159 47V46H158ZM215 47V46H214ZM256 47H257V45H256ZM40 48V47H39ZM43 48V47H42ZM45 48V47H44ZM51 48V47H50ZM60 48V47H59ZM71 48H72V46H71ZM190 48V47H189ZM192 48V47H191ZM248 48V49H247ZM259 50H260V47H257ZM262 48V47H261ZM5 49V50H4ZM65 49V48H64ZM99 49H101V48H99ZM193 49V48H192ZM203 49V48H202ZM206 49V48H205ZM4 50V51H3ZM33 50V49H32ZM31 50V51H32ZM56 50V49H55ZM115 50H118L119 51V46H118V49H115ZM122 50V49H121ZM136 50V49H135ZM197 50H200V49H197ZM197 50L196 51H193L192 50V53H194V52H197ZM252 50V49H251ZM258 50V51H259ZM118 51H116L118 54H119V52ZM126 51V50H125ZM129 51V50H128ZM188 51V50H187ZM191 51V50H190ZM230 51H232V52H230ZM97 52V51H96ZM102 52V51H101ZM146 52V51H145ZM189 52V51H188ZM230 52V54H232L233 53V56H230V55H228V53ZM44 53V52H43ZM58 53H59V51H58ZM123 53V52H122ZM153 53V52H152ZM187 53V52H186ZM198 53V52H197ZM23 54H26V59L25 60H18V57H20V55H23ZM54 54L55 55H57L55 52H54ZM100 54V53H99ZM105 54V53H104ZM113 54V53H112ZM201 54V53H200ZM200 54H198L197 56H200ZM38 55V54H37ZM36 55V56H37ZM114 56H115V53L113 54ZM130 55V54H129ZM188 55V54H187ZM186 54H183L182 56H181V58L180 59H182L183 58V63H185L184 65H186L188 62H192V59H190V57L191 56H193V55H191V56H187ZM252 55V54H251ZM107 56H110L111 57V55H108L107 54ZM106 56V57H107ZM152 56V55H151ZM196 56V55H195ZM243 56V55H242ZM31 57V58H30ZM103 57V56H102ZM113 57V56H112ZM189 57V58H188ZM201 57H203V56H200V58L199 59H203V58H201ZM232 57V58H231ZM89 58V57H88ZM104 58V57H103ZM151 58V57H150ZM194 58V57H193ZM256 58V57H255ZM93 59V58H92ZM91 59V60H92ZM141 59V58H140ZM177 59V58H176ZM90 60V59H89ZM99 61L98 59H94V61ZM132 60V59H131ZM161 60V59H160ZM179 60V59H178ZM197 60H198V58L196 59V61H195V63H194V72H195V74H198V72H202V71H204V69H203V67L205 68V66H204V64L203 63H201V62H197ZM204 60V59H203ZM256 60V59H255ZM93 61V60H92ZM114 61V60H113ZM118 61H120V60H118ZM126 61V60H125ZM136 62L138 61V60H135ZM162 61V60H161ZM227 61V62H226ZM247 61V60H246ZM117 62V61H116ZM134 62V61H133ZM145 62V61H144ZM160 62V61H159ZM170 62H172V61H170ZM177 62V61H176ZM230 62V66H231V70L230 71H228V73H225V69H226V66L229 68L230 66H229V63ZM97 63V62H96ZM113 63V62H112ZM115 63V62H114ZM120 63H121V61H120ZM132 63V62H131ZM175 63V62H174ZM198 63V64H197ZM210 63V62H209ZM92 64V63H91ZM117 65H118V62L116 63ZM179 64V63H178ZM181 64V63H180ZM193 63H190V66L192 65ZM116 65V66H117ZM158 65V64H157ZM173 63H172V68H173ZM175 65H177V63H175ZM210 65V64H209ZM224 65V66H223ZM86 66V65H85ZM99 66V65H98ZM97 66V67H98ZM148 66V65H147ZM146 66V67H147ZM171 66V65H170ZM169 66V67H170ZM179 66V65H178ZM178 66H175V67H178ZM183 66V65H182ZM189 66V67H190ZM201 66V67H200ZM102 67V66H101ZM100 67V68H101ZM157 67V66H156ZM187 67V66H186ZM188 67V68H189ZM197 67H198V69H197ZM253 67V66H252ZM48 68V67H47ZM118 68V67H117ZM122 68V67H121ZM126 68V67H125ZM171 68V67H170ZM188 68H186V69H188ZM200 68V69H199ZM258 68V67H257ZM178 69H179V67H178ZM196 69V70H195ZM202 69V70H201ZM211 69V70H212ZM43 70H46V72L49 70H47V69H43ZM67 70V69H66ZM106 70V69H105ZM147 70H149V69H147ZM165 70H166V72L167 71H169L168 72V74H169V77H172L171 78V80H172V84H173V81H177L178 80V78L180 79L181 77H176V76H178V74H176V76L175 75H172V76H170L172 73H173V71L174 72H176V73H178V72H180V70L179 71H175L174 70V68H173V70L172 69H169L168 68V70H167V68L166 69H164V70H162V72H160V73H162V75H167V73L165 72ZM176 70H177V68H176ZM197 70H198V72H197ZM41 71V72H40ZM51 71V70H50ZM73 71H74V68H73ZM107 71V70H106ZM128 71V70H127ZM142 71V70H141ZM144 71H145V69H144ZM207 71V70H206ZM68 72H70L69 70H68ZM67 72V73H68ZM148 72V71H147ZM152 72V71H151ZM172 72V73H171ZM185 72V71H184ZM257 72H259V71H257ZM140 73V72H139ZM139 73H138V75H139ZM142 73V72H141ZM144 73V72H143ZM171 73V74H170ZM188 73V71H186V73H185V76H186V74ZM210 73H211V75H210ZM44 74V73H43ZM146 74V73H145ZM144 74V75H145ZM157 74V72L155 73V75ZM188 74H190V73H188ZM202 74V73H201ZM47 75V74H46ZM75 74H73V76H74ZM134 75H135V73H134ZM138 75H135V77L137 76V78H138ZM148 75V74H147ZM147 75H145L146 76V80H145V82H146V85H147V82H148V76H150L151 74H149L148 76ZM153 75V74H152ZM184 75V74H183ZM193 75V74H192ZM207 75V74H206ZM205 75V76H206ZM218 75V78H216V76ZM257 75V74H256ZM259 75V74H258ZM67 77V80L69 79V77L70 76H68V75H66ZM141 76V75H140ZM139 76V77H140ZM143 76V75H142ZM144 76V77H145ZM168 76V75H167ZM175 78H174V77ZM198 76H200L201 77V75L199 74ZM132 77V74H131V76H130V78ZM134 77V76H133ZM134 77V79H136ZM166 77V76H165ZM169 77H166L167 78V80H169ZM199 77V78H200ZM241 77V76H240ZM251 77H252V75H251ZM140 78H142V77H140ZM149 78H154V77H149ZM185 78H187V76L185 77ZM36 79V82L34 81ZM99 79V78H98ZM101 79V78H100ZM120 79V78H119ZM125 79V78H124ZM132 79V78H131ZM159 79V78H158ZM158 79H154V80H157V82H158ZM164 79V78H163ZM197 79V78H196ZM208 79V78H207ZM222 79V78H221ZM225 80H226V78H224ZM228 79V78H227ZM111 80V79H110ZM133 80V79H132ZM166 79L164 80V82H166L167 81ZM198 80V79H197ZM200 80V79H199ZM217 80V81H216ZM241 80V79H240ZM31 81V82H30ZM69 81V80H68ZM71 81V80H70ZM135 81V80H134ZM149 81H151V80H149ZM152 81H153V79H152ZM181 80H178V82H180ZM204 81H205V79H204ZM224 81V80H223ZM227 81V80H226ZM243 81V80H242ZM241 81V82H242ZM130 82H131V80H130ZM155 83L154 85L152 84V83H150V82H148V84L150 83V84H152L153 86H155V85H158L157 86V88H159V87H161V86H159L160 85V83L162 84V82H158V83ZM169 82V81H168ZM166 83L167 85L168 84H170V83ZM235 82V81H234ZM237 82V81H236ZM70 83V82H69ZM123 83V82H122ZM132 83H134V85H135V87H136V83L138 84L139 83V79H138V82H132ZM132 83H129V85L130 84H132ZM226 83V82H225ZM225 83L223 84V85H225ZM61 84V83H60ZM102 84V83H101ZM105 84V83H104ZM144 84L145 83H143V85H141L140 87H143L144 86ZM165 83H163L162 85H164ZM2 85V84H1ZM200 85V84H199ZM205 85V84H204ZM219 85V86H218ZM232 85H233V82H232ZM105 86V85H104ZM110 86V85H109ZM133 86V85H132ZM226 86V85H225ZM60 87V86H59ZM85 87V86H84ZM131 87V86H130ZM139 87V88H140ZM149 87H150V85H149ZM149 87H146L145 86V89L146 88H148L149 89ZM156 87V86H155ZM154 87V88H155ZM164 87V86H163ZM244 87V86H243ZM153 88V89H154ZM156 88V89H157ZM214 88V89H215ZM226 88V87H225ZM228 88V87H227ZM226 88V89H227ZM99 89V88H98ZM103 89L105 90V88L103 87ZM112 89V88H111ZM131 89V88H130ZM137 89V87L135 88V90ZM177 89V88H176ZM226 89H224V90H226ZM103 90V91H104ZM134 90V91H135ZM137 90H139L140 91V89H137ZM152 90V89H151ZM155 90V89H154ZM213 90V89H212ZM216 90V91H217ZM223 90V91H224ZM84 91V92H83ZM134 91H128L129 93H133ZM139 91H135V93L136 92H139ZM178 91V90H177ZM215 91V92H216ZM67 92H68V90H67ZM66 92V93H67ZM110 92V91H109ZM160 92V91H159ZM213 92V91H212ZM69 94H70V92H68ZM67 93V94H68ZM113 93V92H112ZM131 93V94H132ZM134 93V94H135ZM161 93V92H160ZM176 93V92H175ZM3 94L5 95L6 93H5V91H3ZM86 94V93H85ZM103 94V93H102ZM136 94H138V95H140L141 94V91L139 92V93H136ZM133 95V96H131V97H129L130 99L133 97H137V95ZM96 95V94H95ZM98 95V94H97ZM145 95V94H144ZM147 95H149L148 93H147ZM159 95V94H158ZM125 96V95H124ZM127 96V95H126ZM169 96V95H168ZM231 93L229 94V98H231ZM262 96H264V95H262ZM144 98L146 97V95L145 96H143ZM142 97V98H143ZM158 97V96H157ZM159 97H162V96H159ZM166 97H167V95H166ZM169 97H171V99H172V96H169ZM169 97H167V98H169ZM65 98H66V100H65ZM86 98V97H85ZM95 98V97H94ZM99 98V97H98ZM97 98V99H98ZM133 98H132V100H130L131 102H133ZM139 98V97H138ZM142 98H139L138 99V101H135V105H136V108H138V110L140 109L141 111H142V108H143V106L140 104V102H139V100L141 99L142 100ZM147 98H151V97H147ZM166 98V99H167ZM252 98H253V96H252ZM88 99V98H87ZM96 99V100H97ZM120 99V98H119ZM118 99V100H119ZM137 99V98H136ZM171 99H169L170 101H172ZM179 99V98H178ZM15 100V99H14ZM67 100H70V102L69 101H67ZM113 100H115V99H113ZM117 100V99H116ZM159 100H160V98H159ZM158 100V101H159ZM182 100V99H181ZM208 100V99H207ZM129 101V102H130ZM143 101H144V99H143ZM150 101H153V99L152 100H148V102H147V104L148 103H150ZM161 102H162V105H161V103H160V105L162 106H160V108H156L155 109V111L157 112L158 111V113H157V115L158 116H165V113L166 112H168V111H171L172 109L174 110V108H172L171 110H170V108H171V106L172 107H175V111H176V105H178V104H180V103H177L176 105H174L172 102H170V103H172V105L170 106V108H169V106L167 107H164V101H163V99H161L160 100ZM180 101V100H179ZM94 102H95V100H94ZM97 102H99L98 100L96 101V104H99V103H97ZM116 102V101H115ZM128 102V103H129ZM131 102L129 103L130 105H131ZM138 102V103H137ZM166 102H168L167 100H166ZM175 102H176V100H175ZM251 102V101H250ZM249 102V103H250ZM114 103V102H113ZM134 103V102H133ZM132 103V104H133ZM143 103H146V102H143ZM154 102H152V104H153ZM159 103H157V105H159ZM243 103H247V102H243ZM119 104V103H118ZM138 104H139V106H138ZM146 104V105H147ZM151 104V103H150ZM150 104H148V105H150ZM168 104H169V102H168ZM248 104V103H247ZM103 105V104H102ZM120 105V104H119ZM144 105V104H143ZM147 105V106H148ZM41 106H43V105H41ZM90 106V105H89ZM118 106V105H117ZM127 106H129V105H127ZM205 106V105H204ZM203 106V107H204ZM212 106V105H211ZM211 106H210V109L212 110V111H214L216 114H218V108L215 110L214 109V107L213 108H211ZM258 106V105H257ZM103 107V106H102ZM120 107V106H119ZM118 107V108H119ZM144 107H146L145 105H144ZM178 107V106H177ZM39 108V107H38ZM125 108V107H124ZM128 108V107H127ZM127 108H126V110H127ZM147 108H149V106L147 107ZM97 109V108H96ZM101 109H103V108H101ZM130 109V108H129ZM128 109V110H129ZM146 109V108H145ZM210 109H208L209 111H211ZM2 110V109H1ZM121 110V109H120ZM150 110V109H149ZM198 110V109H197ZM207 110V111H208ZM3 111V110H2ZM178 111H180L179 109H178ZM208 111V117L210 116V113H211V116H212V118H214L215 117V115L213 114V112L211 111V112H209ZM238 110H236V112H237ZM8 112V111H7ZM127 112V111H126ZM138 112V111H137ZM181 112V111H180ZM221 112V111H220ZM219 112V113H220ZM107 113V112H106ZM105 113V115L107 116V114ZM133 113V112H132ZM147 113V112H146ZM146 113H144V114H146ZM207 113V112H206ZM224 113V112H223ZM97 114H99V113H97ZM96 114V115H97ZM122 114V113H121ZM167 114V113H166ZM231 113H229V115H230ZM95 115V116H96ZM130 115H132V114H130ZM151 115V114H150ZM149 115V116H150ZM169 115V114H168ZM178 115V114H177ZM224 115H226V114H224ZM16 116V115H15ZM94 116V117H95ZM97 116H99L98 117V119H101V114L100 115H97ZM96 116V117H97ZM120 116V115H119ZM167 116V115H166ZM210 116V117H211ZM222 116V115H221ZM227 116V115H226ZM256 116H259V117H261V118H264V97H262V100H261V102H260V106H259V108H258V110H257V112H254V117H253V115L251 116L252 118H249V120H248V122H246V125H244V128L247 130V131H249V132H254L253 130L254 129H258L256 126V124H255V122H257V121H255V119L257 118ZM38 117H40V118H38ZM94 117H93V119H94ZM102 117H103V114H102ZM116 117V116H115ZM121 117V116H120ZM147 117V116H146ZM205 118V119H203V120H205L204 122H205V124H207V125H203L204 126V128L206 129L207 128V126L209 125V121H210V126H213V124L216 122L215 121V119L217 118H215V119H213V121H214V123H213V121H212V119L211 120H209V121H207L209 118ZM9 118V117H8ZM131 118V117H130ZM129 118V119H130ZM178 118V117H177ZM183 117H181V119H182ZM190 118V117H189ZM219 118H220V115H219ZM222 118H223V116H222ZM39 119H41V121L39 120ZM104 119V118H103ZM103 119H101V121L103 120ZM119 119V118H118ZM147 119V118H146ZM174 120H175V117L173 118ZM106 120V119H105ZM105 120H103V121H105ZM145 120V119H144ZM144 120H143V122H144ZM172 120V119H171ZM170 120V121H171ZM173 120V121H174ZM191 120V119H190ZM203 120L201 121V122H203ZM224 120V119H223ZM262 120V119H261ZM37 121H39V123H36ZM93 121V120H92ZM96 121H97V119H96ZM100 121V120H99ZM99 121H98V123H99ZM107 121V120H106ZM114 121V120H113ZM122 121V120H121ZM128 121V120H127ZM139 121V120H138ZM164 121V120H163ZM186 121V120H185ZM219 121V120H218ZM222 121V120H221ZM236 121V120H235ZM244 121H245V119H244ZM13 122V121H12ZM91 122V121H90ZM95 122V121H94ZM167 122V121H166ZM191 122V121H190ZM204 122H203V124H204ZM208 122V123H207ZM16 123V122H15ZM19 123V122H18ZM140 123V122H139ZM174 123V122H173ZM192 123V122H191ZM220 123V122H219ZM1 124V123H0ZM45 124H47V125H45ZM104 124V123H103ZM142 124V123H141ZM202 124V123H201ZM216 125H217V123H215ZM221 124H223V122H221ZM40 125V126H39ZM96 125H97V122H96ZM149 125V124H148ZM170 125V124H169ZM182 125V124H181ZM194 125V124H193ZM219 125V124H218ZM10 126V125H9ZM13 126V125H12ZM27 126V127H26ZM81 126V125H80ZM98 127H100V126H102L101 124L99 125H97ZM96 126V127H97ZM103 126H105V125H103ZM102 126V127H103ZM119 127H121L120 125H118ZM139 125H136V127H133V129L134 130H136L135 132L137 133V127H138ZM156 126V125H155ZM195 126V125H194ZM206 126V127H205ZM11 127V126H10ZM96 127H95V129H96ZM119 127H117V129H113V131L114 130H120V128ZM157 127V126H156ZM176 127V126H175ZM182 127H183V125H182ZM201 127H202V125H201ZM209 127V126H208ZM23 128V129H24ZM141 128H143V127H141ZM174 128V127H173ZM187 128H188V126H187ZM203 128V127H202ZM237 128V127H236ZM25 129V130H26ZM95 129H93V130H95ZM100 129H101V127H100ZM99 129V130H100ZM103 129H105V128H103ZM178 129V128H177ZM212 129H213V127H212ZM211 129V130H212ZM233 129V128H232ZM238 129V128H237ZM3 130V129H2ZM111 132H110V131ZM109 130H107V133H106V131H101V136H99L100 138H98L97 140H100V139H102L103 137V135H102V133H105V134H107V135H110V137H112L114 134H118L119 133V131H116V132H118V133H116L115 131V133H113V131H112V129H109ZM159 130V129H158ZM158 130H155L154 129V127H153V125H151L150 124V126L148 127V130H147V132L149 133V134H155L156 136H157V139L161 136V133L163 132L162 131V129H161V131H158ZM181 130V129H180ZM210 130V131H211ZM22 131H24V130H22ZM30 131V132H29ZM92 131V132H91ZM110 132V134H109V132ZM121 131V130H120ZM174 131H175V129H174ZM178 131V130H177ZM209 131V132H210ZM3 132V131H2ZM59 132V133H58ZM139 132H141V130L139 131ZM138 132V133H139ZM161 132V133H160ZM176 132V131H175ZM243 132V131H242ZM55 133H58L59 135H58V137H59V139H58V137H57V140L56 139H54V135H56ZM93 135H92V134ZM113 135H112V134ZM135 133V134H136ZM137 133V134H138ZM159 133H160V135H159ZM180 133V132H179ZM183 133V132H182ZM185 133H187L186 131H185ZM184 133V134H185ZM246 133V132H245ZM245 133H243V134H245ZM257 133V132H256ZM81 134V133H80ZM121 134V133H120ZM141 134H142V132H141ZM164 134V133H163ZM199 134V133H198ZM211 134V133H210ZM246 134H248V133H246ZM253 134H255V133H253ZM28 135V134H27ZM53 135V136H52ZM91 135V136H90ZM112 135V136H111ZM119 135V134H118ZM132 135V134H131ZM155 135H154V137H155ZM168 135V133H166V136L165 137H168L167 136ZM188 135V134H187ZM195 135H197V134H195ZM205 135V134H204ZM203 135V136H204ZM120 136V135H119ZM170 136V135H169ZM186 136V135H185ZM190 136V135H189ZM257 136V135H256ZM56 137V136H55ZM81 137V136H80ZM102 137V138H101ZM109 136L108 137H105V138H110ZM117 135L114 137L113 136V138H114V140L112 139V141H111V143L110 142H108V144H113V142L115 141V138L117 139ZM164 137V138H165ZM172 137V136H171ZM241 137H243V136H241ZM245 137V136H244ZM32 138H34V137H32ZM48 138V139H47ZM64 138H66V139H64ZM68 138L70 139L69 140V143H66V142H68ZM105 138H103L102 139V141H97V142H100V143H102V144H104L105 142H107L108 140L106 139V141H105ZM119 138H121V136L119 137ZM175 138V137H174ZM186 138H187V136H186ZM192 138L193 137H191L190 139L192 140ZM203 138V137H202ZM213 138V137H212ZM46 139V140H45ZM94 140H95V138H93ZM160 139H162V138H160ZM172 139V138H171ZM196 139V138H195ZM194 139V141H193V145H190L191 146V149L193 150V154H195V155H199V157H200V155L201 154H203L204 152H205V150H207L206 149V146H208L209 144V150H210V146H211V141H209V143L208 144H204L203 142H201V141H198V140H195ZM201 139V138H200ZM204 139V138H203ZM209 139V138H208ZM63 140H65V141H63ZM73 140L75 141V142H73ZM111 140V139H110ZM109 140V141H110ZM156 140V139H155ZM173 140V139H172ZM177 140L178 139H176V142H177ZM214 140V139H213ZM228 140V139H227ZM226 140V141H227ZM232 140H234V139H232ZM262 140V139H261ZM260 140V141H261ZM60 141H62V142H60ZM89 141L91 142L92 140L91 139H89ZM96 141V140H95ZM122 141V140H121ZM124 141V140H123ZM142 141V140H141ZM162 141V142H161ZM161 141H158V145L157 144H155V143H153V144H151L150 143V145H149V147H146L145 148V151H144V153H141V151H142V149L141 148H139V151L138 150H136L135 152L136 153H138V154H141V157H142V154H145V156L147 157V163L149 164V165H151V166H155V169H158V171H160L162 174H163V178L161 179V182L163 183V184H161L162 186H160V188H162V192H161V190L160 191H157L156 193H158L159 192V194H161L162 193V198H160V200H159V203H161L160 205V207L159 208H157L155 211H148V212H145V216H144V219L145 218H151V220L152 221H159L160 222V219L162 218V216H161V208H165V207H168V206H173L172 208H170L169 209V211L167 212V214H168V216L169 217H176L178 214L179 215H181V217L182 218H186V219H188V222H190V221H192L193 222V224H195V225H197V227H198V229H197V231H196V236H197V238H200V237H202V239L200 238V242H197V243H193V246H196V244H198V247L200 248V247H202L203 245H202V243H203V241L204 240H207L208 239V237H209V235H211L212 233H216V232H218L217 234H219V236H221L222 234H224V233H226V231L227 230H229V229H226L225 227H227V226H225L224 224H228V225H230L229 226V228L230 227H232V225L233 224H236L237 223V221H236V219L235 218H233L236 214H235V212H237V211H239L240 210V208L239 207H237L236 205L237 204H240L241 205V207L243 206L242 204L245 202V204H246V206H251L250 204V202L249 201H251L252 202V204L254 205V203H255V207H256V204H264V202H262V201H259V197L261 196L260 194H258V191L260 192L262 189H264V188H262V185H264V183H262L261 182V179H264V178H261V179H258L257 180V178H258V176H254L255 178V183H257L256 181H258L259 182V184L257 183L256 185L257 186H259L260 188H258L257 186H255L254 185V182L252 183L251 181L253 180L252 178V180L251 179H248V181H250V183L248 182V181H246L245 182V180H244V178H243V180L244 181H241L242 180V178L240 179V168H239V170H237V166H239V164L237 163V161H238V155L239 154H236L237 156V158L236 159H233V157L232 158H230V156H229V158H227V153L226 154H221V156H219V152L216 154L215 152H213V153H210V151H209V154H208V160H210L211 161V163H212V166H213V168H212V166H211V168H210V165L209 166H207V165H205V166H202V167H199V168H197L196 167V169H194L195 167H190V164H189V162L185 159V157H184V155H182V154H178L177 153V149H175L174 150V148H172V150L169 148V146L167 145V144H164V142L165 141H163V139L161 140ZM167 141V140H166ZM181 141V140H180ZM179 140H178V142H180ZM185 141V140H184ZM203 141V140H202ZM205 141V140H204ZM38 142H36L35 141V143H38ZM49 142V141H48ZM66 144H64V143ZM130 142H132V141H130ZM143 142V141H142ZM182 142V141H181ZM244 142V141H243ZM247 142V141H246ZM250 142V141H249ZM262 142V141H261ZM31 143V142H30ZM29 143V144H30ZM56 143H57V145H56ZM116 143H117V141H116ZM129 143V142H128ZM145 143H146V141H145ZM169 143V142H168ZM188 143V142H187ZM40 144H41V141H40ZM65 146H64V145ZM77 144V143H76ZM89 143L87 142V146L89 147V145H88ZM130 145H131V143H129ZM174 144V143H173ZM190 144V143H189ZM191 144H192V141H191ZM246 144V143H245ZM91 145V144H90ZM113 145H115V144H113ZM112 145V147L110 148L111 150H112V148L113 147H115V146H113ZM118 145V144H117ZM170 145H172V144H170ZM250 145V144H249ZM53 146V145H52ZM86 146V145H85ZM84 146V147H85ZM107 146H109V145H107ZM107 146H106V148H107ZM129 146V145H128ZM134 146V145H133ZM140 146V145H139ZM138 146V147H139ZM145 146V145H144ZM176 146V145H175ZM190 146H188V147H190ZM236 146H237V144H236ZM31 147H32V143H31ZM59 147H57V148H59ZM120 147V146H119ZM137 147V146H136ZM137 147V148H138ZM140 147H143V145L142 146H140ZM218 147V146H217ZM257 147V146H256ZM56 148V149H57ZM105 148V149H106ZM123 148V147H122ZM236 148V147H235ZM250 148V147H249ZM40 149V148H39ZM61 149V150H62ZM64 149H66V148H64ZM180 149H182V148H180ZM190 149V150H191ZM224 149V148H223ZM237 149V148H236ZM31 150V149H30ZM36 150H38V149H36ZM59 150V149H58ZM86 150H87V148H86ZM102 150V149H101ZM104 150V149H103ZM116 150H118V149H116ZM164 151V155H162L161 154V151ZM179 150V149H178ZM191 150V151H192ZM202 150H204V151H202ZM229 150V149H228ZM227 150V151H228ZM257 150V149H256ZM66 151H64L65 153L64 154H66V153H68V152H66ZM82 151V150H81ZM85 151V150H84ZM131 151L132 150H129L128 152H127V154H125V156L123 155V152H124V150H122V151H120L119 153H117V159H115V157H112V156H110V153L108 154V156H110V157H106V158H101V156L100 155H102V152L100 153H98L97 154V156L96 155H92L91 153L90 154H82L81 156H80V154L79 155H76L77 156V158H74V160H73V157L75 156H72V155H70V156H68V159H63L64 161L66 160H70L71 159V162H75V169H79V168H81V171L83 170V172L86 174V175H88V178H89V176L91 175V174H93V170L94 169H99V170H101V171H108V170H110L108 167L111 165V164H113L114 162H116L117 161V163L121 160L122 162H123V165H127V163L129 162V160L132 158V155H133V153H131ZM188 151V150H187ZM202 151V152H201ZM207 151V152H208ZM43 152V151H42ZM63 152V151H62ZM111 152V151H110ZM133 152V151H132ZM181 152V151H180ZM207 152H205V153H207ZM229 152V151H228ZM232 152V151H231ZM39 153H41V152H39ZM48 153V152H47ZM84 153V152H83ZM204 153V154H205ZM238 153V152H237ZM34 154V153H33ZM63 153H62V155H64ZM78 154V153H77ZM230 154V153H229ZM246 154V153H245ZM37 155V154H36ZM61 155V156H62ZM112 155V154H111ZM206 155V154H205ZM231 155V154H230ZM234 155V154H233ZM248 155V154H247ZM262 155V154H261ZM17 156V155H16ZM59 156V155H58ZM72 156V157H71ZM79 156V157H78ZM103 156V155H102ZM107 156V155H106ZM190 156H192V155H190ZM202 156V155H201ZM249 156V155H248ZM29 157V156H28ZM33 157V156H32ZM37 157V156H36ZM69 157H71V158H69ZM38 158V157H37ZM53 158V157H52ZM56 158V157H55ZM61 158V157H60ZM140 158V157H139ZM193 158V157H192ZM191 158V159H192ZM28 159V158H27ZM135 159V158H134ZM143 159H144V157H143ZM146 159V158H145ZM207 159V158H206ZM205 159V160H206ZM248 159V158H247ZM26 160V159H25ZM73 160V161H72ZM132 160H133V158H132ZM199 160V158L197 159V161ZM17 161V160H16ZM193 161V160H192ZM196 161V162H197ZM209 161V162H210ZM256 161V160H255ZM261 161V160H260ZM260 161H258V163L260 162ZM262 161H264V160H262ZM262 161H261V163H262ZM24 162V161H23ZM27 162V161H26ZM25 162V163H26ZM63 161L61 160V162L60 163H62ZM69 162V161H68ZM73 162V163H74ZM135 162V161H134ZM199 162V161H198ZM209 162H207V163H209ZM64 163V162H63ZM63 163H62V165H63ZM67 163V162H66ZM137 163V162H136ZM140 163V162H139ZM193 163V162H192ZM261 163H260V165H261ZM56 164H58V162L56 163ZM65 164V163H64ZM67 164H69V163H67ZM116 164V163H115ZM232 164V165H231ZM36 165V164H35ZM49 165H51V164H49ZM53 165V164H52ZM70 165V166H69ZM69 165H67V166H65V168H63L62 167V169H60V170H58L57 169V171H53V172H50V178H46V176H47V174H46V176H45V174H44V172H41V171H38L37 173H35L36 174V176L37 177H39L41 180H44V182L45 183H47L48 184V188L50 187V188H52L53 186V184H55L54 182H53V178L55 177V176H58V177H61V176H63L64 177V182H65V178L67 177L65 174L67 173V169H68V166H69V168H70V170H72V169H74L73 167H71V165H72V163L71 164H69ZM131 165V164H130ZM231 165V166H230ZM253 165V164H252ZM61 166V165H60ZM73 166V165H72ZM144 166V164L142 165V166H140V167H143ZM246 166V165H245ZM259 166V165H258ZM262 166H264V165H262ZM53 167V166H52ZM119 167V166H118ZM117 167V168H118ZM139 167V166H138ZM247 167V166H246ZM250 167V166H249ZM253 167V166H252ZM255 167V166H254ZM45 168V167H44ZM44 168H43V170H44ZM46 168H47V166H46ZM130 168H131V166H130ZM136 168V167H135ZM152 168V167H151ZM259 168H261L260 166H259ZM152 169H154V168H152ZM51 170V169H50ZM99 170L97 171V172H99ZM115 170V168L113 169V171ZM117 170V169H116ZM115 170V171H116ZM128 170V169H127ZM132 170V169H131ZM136 170V169H135ZM138 170H139V168H138ZM200 170V171H199ZM253 170H255V168L253 169ZM252 170V171H253ZM260 170H264V168H261ZM259 169H257V175H258V172L260 171ZM75 171V170H74ZM111 171V170H110ZM113 171H112V173H113ZM155 171V170H154ZM239 171V172H238ZM126 172H129V171H126ZM133 172V171H132ZM250 172V171H249ZM254 172V171H253ZM260 172H262V171H260ZM1 173V172H0ZM28 173V172H27ZM112 173H111V175H112ZM121 173H123V172H121ZM252 173V172H251ZM73 174H74V172H73ZM120 174V173H119ZM128 174V173H127ZM127 174H120V175H112V178H110L109 177V173H108V175H106L105 174V178L107 179L108 178V180L106 181V183L104 184V187L103 186H101V187H103L102 188V190L104 191V193L106 194V197H104V199H105V201L104 202H106L105 204H104V206H103V208L100 210V211H98V212H103V217H102V220H101V224H102V226L101 227H104V229H105V231H106V233L104 234V240L102 241V243H98L96 240L95 241H91L90 242V244H88V247H87V245H86V247L84 248V254H85V257L87 258V260L85 261V264H148V262L147 261H149V260H147V258H148V256H152V253L153 252H155V251H157V247H152V245H151V240L149 241L148 240V237H146V238H138L137 237V233L138 232H142L143 230V227H142V224H143V220L144 219H137V218H135V217H133L134 215H135V210H138L140 207H143V203L146 201V195H147V192H152V190H150V188L148 189V185H141V182H143V180H146L147 179V176L145 175V174H141V175H139L138 176V181H141L140 183H136L135 184V181L136 180H132L131 178H126L127 176ZM202 174V175H201ZM260 174V173H259ZM262 174H264V173H262ZM82 175V174H81ZM110 175V176H111ZM201 175V176H200ZM245 175V173L242 175V176H244ZM261 175V174H260ZM92 176V175H91ZM95 176V175H94ZM93 176V177H94ZM200 176V178H198ZM203 176V177H202ZM247 176V175H246ZM246 176H245V178H246ZM202 177V178H201ZM75 178V177H74ZM84 178V177H83ZM90 178H92V177H90ZM102 178V177H101ZM207 178V179H206ZM80 179V178H79ZM104 179V178H103ZM22 180V179H21ZM62 180V179H61ZM158 180V179H157ZM67 181H69V180H67ZM81 181V180H80ZM85 181V180H84ZM88 181H89V179H88ZM99 181V180H98ZM159 181V180H158ZM262 181H264V180H262ZM64 182H61V183H64ZM97 182V181H96ZM248 182V183H247ZM3 183V182H2ZM86 183V182H85ZM151 183H153V182H151ZM154 183H156V182H154ZM252 183V184H251ZM262 183V184H261ZM7 184H8V182H7ZM67 184V183H66ZM101 184V183H100ZM157 184V183H156ZM252 185V188H251V191L252 192H254V194H251V191L249 190V189H245V187L244 186H247V187H250L251 185ZM102 185V184H101ZM4 186V185H3ZM6 186V185H5ZM15 186V185H14ZM256 187V188H254V187ZM31 187H32V184H31ZM36 187H38V186H36ZM65 186H63V187H60V183H59V185L57 186V189H59L60 190V188H64ZM121 187H123V189L121 188ZM39 188V187H38ZM49 188V189H50ZM69 188V187H68ZM158 188V187H157ZM11 189V188H10ZM27 189V188H26ZM23 186H19L18 188H17V193H18V190H19V193H18V197H19V195H22V196H24L25 194H26V192H25V190H26ZM257 191H256V190ZM259 189V190H258ZM62 190V189H61ZM7 191V190H6ZM36 191V190H35ZM37 191H38V189H37ZM36 191V192H37ZM51 191V190H50ZM0 192H1V183H0ZM35 192V193H36ZM65 192V191H64ZM100 192H101V190H100ZM168 192H172V193H174L173 195L174 196H176L175 198H177V201H175V198L174 199H172V200H170V198H171V196H168V195H166ZM262 192H264V191H261V193ZM34 193V192H33ZM35 193H34V195H35ZM99 193V192H98ZM155 193V192H154ZM155 193V194H156ZM206 193V194H205ZM208 193V194H207ZM255 193H256V195H255ZM152 194V193H151ZM158 194V195H159ZM37 195L39 196V193L37 192ZM104 195V194H103ZM150 195V194H149ZM260 195V196H259ZM26 196V195H25ZM36 196V195H35ZM37 196V197H38ZM44 196V195H43ZM151 196V195H150ZM159 196H161V195H159ZM158 196V197H159ZM258 197V199H257V201L256 200H254V201H252L251 200V197ZM10 197H11V195H10ZM9 197V198H10ZM42 197V196H41ZM58 197V196H57ZM15 198H17V197H15ZM19 198H21V197H19ZM152 198V197H151ZM157 198V197H156ZM214 198V199H213ZM49 199V198H48ZM72 199V198H71ZM159 198H157V200H158ZM253 199V198H252ZM14 200V199H13ZM154 200H156V199H154ZM156 200V204H157V201ZM261 200V199H260ZM81 201V200H80ZM241 201V202H240ZM18 202H21V200L20 201H18ZM25 202H27L26 201V199L24 200V202L23 203H25ZM235 202L237 203L236 205H234L235 204ZM254 202V203H253ZM259 202V203H258ZM261 202V203H260ZM158 203V204H159ZM233 204V206H235V207H237V211H234V213H232L231 212V210H229L226 206H229L230 204ZM242 203V204H241ZM250 203V204H249ZM94 204V203H93ZM109 204V205H108ZM229 204V205H228ZM249 204V205H248ZM78 205V204H77ZM101 205V204H100ZM181 206L182 207V211H179V213L176 211V208H177V206ZM232 206V205H231ZM230 206V207H231ZM246 206H244V207H246ZM152 207V206H151ZM252 207V206H251ZM250 207V208H251ZM255 207H253V208H255ZM234 208V207H233ZM232 207H231V209H233ZM239 208V209H238ZM252 208V209H253ZM24 209V208H23ZM88 210H92V211H94V207L93 208H88ZM132 210H134L133 211V215H131V213H130V215H127V213L128 212H131ZM235 210H236V208H235ZM15 212H17V210H15ZM86 212V211H85ZM82 213V212H81ZM87 213V212H86ZM94 213V212H93ZM235 214V215H234ZM87 215V214H86ZM232 215H234V216H232ZM96 216V215H95ZM236 217V216H235ZM139 218V217H138ZM40 222H41V220H39ZM38 221V222H39ZM39 222V223H40ZM46 222H47V220H46ZM186 223H187V221H185ZM242 222V221H241ZM190 224H192V223H190ZM189 224V225H190ZM192 224V225H193ZM49 225H52V224H49ZM9 227V226H8ZM57 227H59V226H57ZM234 227V226H233ZM56 228V227H55ZM63 228V227H62ZM68 228V227H67ZM174 228V227H173ZM36 229H37V226H36ZM59 229V228H58ZM185 229V228H184ZM193 229V228H192ZM42 230V229H41ZM40 230V231H41ZM48 230V229H47ZM52 230V229H51ZM63 230V229H62ZM69 230V229H68ZM67 230V231H68ZM55 231V230H54ZM57 231V230H56ZM66 231V230H65ZM206 231H207V233L209 234L208 235V237H205V236H203V235H200L201 233L202 234H207L206 233ZM223 231H224V233H223ZM42 232V231H41ZM204 232V233H203ZM242 231H240V233H241ZM82 233V232H81ZM146 233V232H145ZM178 233V232H177ZM183 233H185V232H183ZM188 233H190V235H192V233L191 232H189L188 231ZM68 234V233H67ZM65 235V234H64ZM179 235V234H178ZM195 235V234H194ZM60 235H57L56 233H51V238L52 239H54V238H58ZM140 236H144L143 234L142 235H140ZM186 236V235H185ZM162 237V236H161ZM169 237V236H168ZM176 237V236H175ZM158 238H160V237H158ZM190 238H191V236H190ZM204 238V239H203ZM240 237H237L236 236V234H235V232L234 233H229V236H228V239H225V241H228V242H226L227 244H229V246H231V247H237L238 249H237V255L238 256H243V260L244 259H247V260H253L254 261V263L255 264H264V239H261L258 243H257V248H260V250H256V249H253V247H251V246H248L246 249L244 248V242L243 241H241L240 239H239ZM0 239H5L4 237H0ZM61 239V238H60ZM62 239H64V238H62ZM61 239V240H62ZM82 239L85 241L86 239H87V236H86V239H84V238H81L80 237V234H77L76 232L75 233H70V235H69V239L67 238L66 240L69 242H65V244H63V242H62V244L63 245H65V246H67V244L69 245V247L70 248H72L70 251L73 253V252H75V251H77V250H81V249H79V246L81 245V243H82ZM162 239H163V237H162ZM165 239V238H164ZM177 239H178V237H177ZM187 239V238H186ZM189 239V238H188ZM221 239V238H220ZM222 239H224V237H222ZM221 239V240H222ZM59 240V239H58ZM184 240V239H183ZM87 242L89 241V237H88V240H86ZM85 241V242H86ZM153 241V240H152ZM171 240H169V241H167L166 242V244L164 245V250H165V248H166V250H168V251H165V253L167 252V254H170V255H173L174 256V254H176L177 255V257H175L177 260H178V258H180L181 259V261H182V264H192L189 260H188V256L187 255H189L188 253H187V255H186V253H180L179 252V255H178V251L177 250H174V249H176V247H175V245H177V244H174V246H170V245H173V243H171L170 242ZM178 241V240H177ZM194 241V240H193ZM224 241V240H223ZM60 242V241H59ZM71 242V243H70ZM84 242V243H85ZM110 243V246L108 247V249H106V244L107 243ZM184 242V241H183ZM182 242V243H183ZM47 242L45 241V244H46ZM52 243V242H51ZM89 243V242H88ZM191 243V242H190ZM50 244V243H49ZM55 244H56V242H55ZM83 244V243H82ZM170 244V245H169ZM155 245V244H154ZM167 245H169L168 247H171L172 248V250H170V249H167L168 247H166ZM179 245V244H178ZM178 245H177V247H178ZM226 245V244H225ZM50 246V245H49ZM160 246H163L162 244H160ZM180 246V245H179ZM205 246V245H204ZM61 247V246H60ZM175 247V248H174ZM182 247V246H181ZM181 247L179 248L180 250H181ZM64 248V247H63ZM67 248V247H66ZM174 248V249H173ZM190 248V247H189ZM48 249V248H47ZM87 249V252H85V250ZM185 249V248H184ZM62 250V249H61ZM183 250V249H182ZM181 250V251H182ZM193 250V248L190 250V251H192ZM67 251V250H66ZM229 251H231V250H229ZM81 252V251H80ZM157 252H160V251H157ZM157 252H155L156 254H157ZM161 252L162 253H164L162 250H161ZM160 252V253H161ZM176 252V253H175ZM193 252V251H192ZM149 253H151V254H149ZM232 253V252H231ZM73 254H75V253H73ZM81 253H79V255H80ZM149 254V255H148ZM159 254V253H158ZM166 254V255H167ZM75 255H78V254H75ZM155 255V254H154ZM175 255V256H176ZM54 256V255H53ZM82 256V255H81ZM158 256V259L160 258L159 256L160 255H157ZM164 256V255H163ZM163 256H162V254H161V257L163 258ZM173 256H170V257H172L173 259H170V258H168V259H170V260H168L167 258H166V261H164V264H165V262H173L174 263V257ZM179 256V257H178ZM191 256V255H190ZM63 257H64V255H63ZM0 258H4V260H9V258H13V253H10L9 252V243H5V246L3 247V249L2 250H0ZM81 258V257H80ZM79 258V259H80ZM85 258V259H86ZM153 258V257H152ZM151 258V259H152ZM155 258V257H154ZM157 258V257H156ZM162 258H160V259H162ZM17 259V258H16ZM72 259H73V257H72ZM150 259V258H149ZM157 259V260H158ZM159 259V262L160 261H162V260H160ZM190 259V258H189ZM19 260H21V259H18V262H19ZM70 260H71V257H70ZM89 260V261H88ZM168 260V261H167ZM173 260V261H172ZM114 261H117V262H114ZM180 261V260H179ZM9 262V261H8ZM150 262V261H149ZM35 263V262H34ZM70 263V262H69ZM68 263V264H69ZM74 263H76V262H74L73 261V264ZM152 263V262H151ZM178 263V262H177ZM27 264V263H26ZM36 264H39V263H36ZM84 264V263H83ZM194 264H196L195 262H194ZM198 264H200V263H198ZM211 264V263H210ZM213 264H215V263H213ZM253 264V263H252Z\"/></svg>",
    "mask_w": 264,
    "mask_h": 264
}]
</instances>
